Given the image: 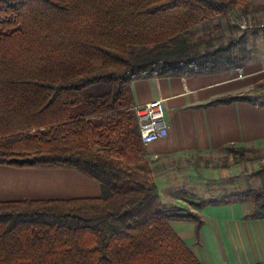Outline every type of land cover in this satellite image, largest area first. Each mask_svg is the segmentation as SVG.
Segmentation results:
<instances>
[{"label": "trees", "instance_id": "1", "mask_svg": "<svg viewBox=\"0 0 264 264\" xmlns=\"http://www.w3.org/2000/svg\"><path fill=\"white\" fill-rule=\"evenodd\" d=\"M246 1L0 0V165L73 169L100 188L0 203V264H200L169 224L199 218L162 206L132 84L236 69L233 40L200 51L189 31ZM251 195L246 218H264L263 177Z\"/></svg>", "mask_w": 264, "mask_h": 264}, {"label": "crops", "instance_id": "2", "mask_svg": "<svg viewBox=\"0 0 264 264\" xmlns=\"http://www.w3.org/2000/svg\"><path fill=\"white\" fill-rule=\"evenodd\" d=\"M255 50L245 51L233 70L132 84L135 106L163 103L167 136L143 145L145 159L162 206L199 218L169 224L200 264H264V218H246L256 179L227 158L229 147L264 152L263 43ZM222 98L236 99L210 105ZM225 189L233 192L215 194ZM99 195L98 183L73 169L0 165V203Z\"/></svg>", "mask_w": 264, "mask_h": 264}, {"label": "rangeland", "instance_id": "3", "mask_svg": "<svg viewBox=\"0 0 264 264\" xmlns=\"http://www.w3.org/2000/svg\"><path fill=\"white\" fill-rule=\"evenodd\" d=\"M263 27L264 0H248L242 2L234 12L217 15L205 23L192 27L189 32L193 36V41H196L198 38L202 39V43L197 47L200 51H203L207 47L213 48L219 44H227L230 40H233L235 43L233 56L241 58V55L243 56L245 51L249 49L255 50L262 43L264 45ZM238 63L239 60H237ZM227 158L236 163H243V172H246V177L249 174L255 177L256 190L260 188L261 177L264 178V152L262 149L238 150L234 155L228 154ZM225 190V193L216 191L215 194L223 196L228 191L233 192L230 189ZM171 211L176 212L177 210L174 208Z\"/></svg>", "mask_w": 264, "mask_h": 264}, {"label": "built area", "instance_id": "4", "mask_svg": "<svg viewBox=\"0 0 264 264\" xmlns=\"http://www.w3.org/2000/svg\"><path fill=\"white\" fill-rule=\"evenodd\" d=\"M142 145L151 144L167 136L165 110L160 100H152L134 108Z\"/></svg>", "mask_w": 264, "mask_h": 264}]
</instances>
